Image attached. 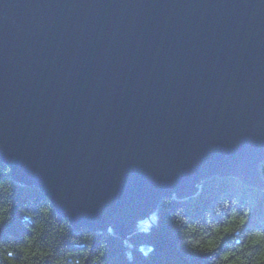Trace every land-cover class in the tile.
<instances>
[{
    "label": "water",
    "instance_id": "water-1",
    "mask_svg": "<svg viewBox=\"0 0 264 264\" xmlns=\"http://www.w3.org/2000/svg\"><path fill=\"white\" fill-rule=\"evenodd\" d=\"M261 160L262 0H0V161L76 228Z\"/></svg>",
    "mask_w": 264,
    "mask_h": 264
},
{
    "label": "trees",
    "instance_id": "trees-1",
    "mask_svg": "<svg viewBox=\"0 0 264 264\" xmlns=\"http://www.w3.org/2000/svg\"><path fill=\"white\" fill-rule=\"evenodd\" d=\"M261 174L264 178V173ZM230 178L215 176L203 181V189L197 191L199 195L175 196L168 204L160 200L153 209L159 213V223L148 235H138L133 229L123 236L115 229L119 238L109 237L105 259L109 264H128L122 245V240L127 238L132 244L155 245V251L147 259L133 250L134 264H257L259 253L264 251V241L253 244L251 240L257 232H264V191L242 182L237 186ZM0 184L9 186L7 192L0 189V216L6 218L0 226V240L22 243L25 237H32L31 250L36 252L32 259L37 264H54L65 251H77L89 243L93 249L101 245L103 237L85 241L82 236L102 229L76 228L68 217L54 210L39 188L26 184L27 187L21 188V182L14 180L10 171L0 173ZM231 196L239 197L240 203ZM229 200L231 203L226 202ZM249 203L252 212L242 225L230 219L234 212L243 215L241 205ZM25 210L35 215L25 220ZM180 232L190 242L203 238L202 243L206 244L213 239L216 246L201 248L200 253L190 252L181 243ZM49 249L52 251L45 255ZM86 264H92L91 257Z\"/></svg>",
    "mask_w": 264,
    "mask_h": 264
},
{
    "label": "clouds",
    "instance_id": "clouds-1",
    "mask_svg": "<svg viewBox=\"0 0 264 264\" xmlns=\"http://www.w3.org/2000/svg\"><path fill=\"white\" fill-rule=\"evenodd\" d=\"M264 2V0H262ZM259 170L264 173V160L259 161L258 164ZM12 165L3 161H0V173H7L12 171ZM232 183L239 186L241 181L239 177H231ZM21 188L27 187L24 184H20ZM198 189L202 190L204 185L203 183L197 185ZM13 188V186H12ZM0 189L4 192L9 191V186L0 184ZM199 195V192L197 193ZM45 200L47 201L49 197L44 195ZM232 199L236 200L240 203V199L237 196H231ZM175 199V196H165L164 203L168 204L172 200ZM227 203H231V200L226 201ZM45 211H47V207L43 206ZM243 210V215H240L239 212H234L230 217L231 220H238L239 224L242 225L248 218L249 213L252 212L251 204L241 205ZM35 214L25 210V216L23 219H27L28 217H33ZM5 217L0 216V226H2L5 222ZM159 223V213L153 212L147 217L138 219L136 222V232L138 235H148L151 233L152 229ZM30 229L31 226L29 225ZM34 230V229H33ZM218 230V229H217ZM95 236L103 237L102 243L99 247L93 249V245L89 243L87 247L81 248L77 251L68 250L65 251L63 255L57 258L54 264H86L89 257H91L92 264H109V262L105 259L108 251H109V237L119 238L118 234L114 226L109 225L106 233L102 230L94 234L86 233L82 236V239L85 241L92 240ZM181 243L184 247L190 252L200 253L201 248H214L216 246L215 241L213 239H209L206 244H203V238L200 240H196L194 242H190L183 233L180 232ZM75 239V238H73ZM32 237H25V242L17 243L14 241H2L0 240V264H37L36 261H33L32 257L36 255L35 251L31 250L32 246ZM264 241V232H257L255 238L251 240V243H259ZM122 245L124 247V256L126 257L128 264H134L135 262V252H139L145 259H147L154 251L155 245L150 243H141L139 245L132 244L130 241L125 238L122 240ZM199 246V247H198ZM52 250L49 249L45 252V255L50 254ZM257 264H264V251H261L257 258Z\"/></svg>",
    "mask_w": 264,
    "mask_h": 264
},
{
    "label": "rangeland",
    "instance_id": "rangeland-1",
    "mask_svg": "<svg viewBox=\"0 0 264 264\" xmlns=\"http://www.w3.org/2000/svg\"><path fill=\"white\" fill-rule=\"evenodd\" d=\"M154 212H156V211H154ZM153 213V212H152ZM151 214V213H150ZM147 217V216H146ZM134 229H136V226L134 227Z\"/></svg>",
    "mask_w": 264,
    "mask_h": 264
},
{
    "label": "bare ground",
    "instance_id": "bare-ground-1",
    "mask_svg": "<svg viewBox=\"0 0 264 264\" xmlns=\"http://www.w3.org/2000/svg\"><path fill=\"white\" fill-rule=\"evenodd\" d=\"M209 179V178H208ZM207 180V179H206ZM205 181V180H204Z\"/></svg>",
    "mask_w": 264,
    "mask_h": 264
}]
</instances>
